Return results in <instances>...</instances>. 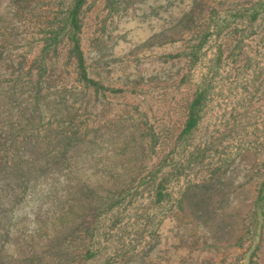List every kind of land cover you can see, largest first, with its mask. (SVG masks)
I'll return each instance as SVG.
<instances>
[{"label":"rangeland","instance_id":"374dc122","mask_svg":"<svg viewBox=\"0 0 264 264\" xmlns=\"http://www.w3.org/2000/svg\"><path fill=\"white\" fill-rule=\"evenodd\" d=\"M0 141V264H264V0H0Z\"/></svg>","mask_w":264,"mask_h":264},{"label":"trees","instance_id":"16d2710c","mask_svg":"<svg viewBox=\"0 0 264 264\" xmlns=\"http://www.w3.org/2000/svg\"><path fill=\"white\" fill-rule=\"evenodd\" d=\"M0 145L4 146V141L3 142L0 141ZM18 153H19L18 151L16 152L14 151V153L12 154H7L5 152L6 156L0 157V175H2V177H5L6 180L9 179L11 182H15L14 179H16V185L23 186V184L26 183V180L28 179V175L32 173V170H34V172L37 171V168H33L32 158H29V156L24 157V154L20 156ZM38 163L40 162L38 161ZM3 187L5 188V186ZM1 191L2 190L0 189V205L7 204V201L5 200L6 196L3 195Z\"/></svg>","mask_w":264,"mask_h":264}]
</instances>
